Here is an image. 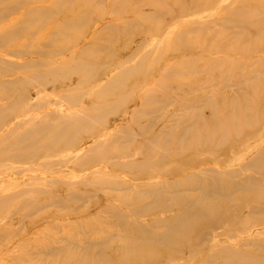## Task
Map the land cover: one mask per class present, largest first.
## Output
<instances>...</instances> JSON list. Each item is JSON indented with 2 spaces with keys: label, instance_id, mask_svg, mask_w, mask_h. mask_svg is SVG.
Listing matches in <instances>:
<instances>
[{
  "label": "bare ground",
  "instance_id": "6f19581e",
  "mask_svg": "<svg viewBox=\"0 0 264 264\" xmlns=\"http://www.w3.org/2000/svg\"><path fill=\"white\" fill-rule=\"evenodd\" d=\"M249 2L223 7V16L205 26L166 29V21H179L186 9H205L209 0H0V167L20 176L23 170L12 169L14 164L38 161L25 169L33 176L18 177L25 186L4 194L0 189V206L15 198L12 208L20 212L13 233L0 237L12 246L0 264L11 258L5 264H264V142L225 160L221 153L246 134L254 138L264 122L262 98H249L263 78L264 56L236 57L264 48V4ZM107 11L128 17L103 22ZM133 28L149 38H137L136 48L129 49L123 39ZM119 40L122 46L113 48ZM177 52L209 55L172 58ZM222 81L236 90L234 98L247 94L243 85L251 95L239 103L226 99L232 98L227 93L219 100L213 88ZM74 84L90 92L60 95L73 105L65 113L35 114L30 108L41 106L37 99L32 106L23 103L28 91L69 92ZM206 87L211 91H200ZM130 98L137 100L135 108H127ZM103 99L109 100L105 106L93 105ZM169 106L173 115L162 114ZM113 112L124 123L98 134L91 122L108 126ZM18 114L25 116L5 127ZM83 136H90L88 142L76 145ZM60 150L66 151V165L93 167L76 172L73 181L34 185L45 176L36 171L54 172L41 154ZM99 160L132 178H99ZM57 183L63 184L60 196L44 202L23 196L28 189L47 194ZM99 196L117 203L102 205L103 219L97 210L85 215L84 204H95ZM50 205L64 211L60 235L57 222L45 219L46 213L38 216ZM43 219L40 232L22 237V221ZM19 244L36 252H17ZM113 244L117 248L105 253Z\"/></svg>",
  "mask_w": 264,
  "mask_h": 264
},
{
  "label": "rangeland",
  "instance_id": "374dc122",
  "mask_svg": "<svg viewBox=\"0 0 264 264\" xmlns=\"http://www.w3.org/2000/svg\"><path fill=\"white\" fill-rule=\"evenodd\" d=\"M213 1V4H211ZM234 1V3H233ZM211 0V3H210V0H209V3H208V7L206 5L207 8L200 10L198 12H192L191 9H186L188 10V14H186V16H180V20L177 21V20H169L165 22V28L168 29V28H177V29H183V28H186V26H188V24H199V25H207L210 23V20H219L224 12L226 11H221V9L223 7H226L227 8H235L237 5H242L244 4V0H241L242 2H239L240 0ZM250 1V2H249ZM232 2V3H231ZM245 2H249V3H253V4H256L258 5L259 3H262L263 1L262 0H245ZM258 2V3H257ZM232 5H231V4ZM46 4V2H42V3H38V4H35L31 7H39V6H44ZM209 4H211L209 6ZM234 4V6H233ZM264 4V2L262 3ZM213 6V7H211ZM191 10V11H190ZM264 10V8H263ZM192 14H189L190 12ZM210 12V13H209ZM208 15V16H206ZM210 15V16H209ZM213 15V16H212ZM217 15V17H216ZM220 15V16H218ZM213 18H212V17ZM104 19L103 22H109V23H113L114 21H118L120 19H123L125 17H128V15L124 14L122 16H116V15H113L111 12L107 11L105 12L104 14ZM215 17V19H214ZM195 22V23H194ZM97 26V24H95L91 30H93L95 27ZM230 26V25H229ZM261 27L264 28V26L261 25ZM218 31H220L219 29H217ZM165 32V31H164ZM140 33L144 34V30L142 31L141 29H136V28H133L132 31H130V34L128 37H126V39H123V42H124V47H128L129 46V49H132V48H136L137 44L138 43H135L137 42V38H139L140 40H145L146 38L148 39L149 36H145L144 37H140ZM141 34V35H142ZM126 40V41H125ZM167 39H164L163 41H166ZM122 44H121V41L119 40L118 42H115V44H113V48H118V47H121ZM255 49V50H253ZM252 50L250 49V53L246 54L243 56V54L241 56H236L238 59L240 60H243V61H247V60H250L252 59L253 57H257V56H264V48H253ZM198 54V55H197ZM189 56V55H197V56H208L209 54L207 53H200V52H197V53H191V52H187V53H181V52H177V54H173L172 55V58H180V57H183V56ZM226 55V54H225ZM210 56H215L213 54H210ZM60 57V56H58ZM228 57V56H226ZM57 58V57H56ZM54 58V59H56ZM7 59H10L12 61H15V62H20L22 60L20 59H17V58H13V57H8ZM58 59V58H57ZM254 65H258L257 63L253 64V65H250V66H254ZM259 66V65H258ZM248 71H251V70H248ZM259 71H260V77H263L261 78L260 80V85L255 87V91L256 93L251 95V92L247 90V87L245 85H243L244 87V90L247 92V94L250 96L249 98L251 99H256V98H262V103L264 102V67H261L259 66ZM256 74V73H255ZM151 76V75H150ZM207 79H209L207 76H200L198 79H201L202 81H205ZM255 80V79H253ZM201 83V82H200ZM205 84L203 85H208V82H204ZM247 83V82H245ZM247 86H248V83H247ZM72 87V86H71ZM74 87V88H73ZM73 90L70 89L69 92H66L62 89H57V90H54V91H49V90H39V91H28L27 93V98H26V101H24L23 103L27 104V105H30V101L31 100H34V99H37L38 100V104L37 105H41L39 107H37L36 109L34 107L30 108L31 111H34L35 114H44L45 112L47 111H55L56 112H60V113H65L67 112L64 108H68V107H73V105L71 104L70 105V102L66 99V98H58L60 95H72V93L76 90H78L79 92H82L84 93L85 95L88 94L87 92H90L89 88L85 85H82V84H74L73 85ZM249 87V86H248ZM201 88V86H199V89ZM81 89V90H80ZM135 89V88H134ZM213 90L215 91L217 97L219 100H222L221 95H223L222 97L223 98H226V93L228 95V97H232V98H226V99H231L232 101H235L236 103H239V101H241V98L242 96L244 95H247L246 93L243 94L241 93L240 95H237L238 98H234L235 97V91L233 89L232 86H226V83L225 82H220L218 86H215L213 88ZM130 91H134L132 89H130ZM199 91V90H198ZM197 91V92H198ZM201 92H206V91H211V88H203L202 90H200ZM243 94V95H242ZM121 94L118 96L120 97ZM226 96V97H225ZM176 97V96H175ZM109 100L107 99H103L101 101H97V103H93V105H103L105 106L106 103L108 102ZM57 102H59L61 104V106H59L57 104ZM0 103H4L2 101H0ZM47 103V104H46ZM127 108H135L136 105H137V100L134 98H130L128 103H127ZM220 104V103H219ZM81 105H83V107H85L86 105H89V103H86V102H81ZM221 105V104H220ZM32 106V105H30ZM82 107V106H81ZM84 109L86 108H81V109H76V108H71L69 109V111L73 110V111H78V112H81L83 111ZM81 110V111H80ZM264 110V106L263 108L261 107L260 111L262 112ZM26 113H30L31 111L29 110H24ZM173 112H174V109L172 106H169L168 108H165L164 110H162V114H172L173 115ZM113 113H115V115H117V117H114L113 116ZM112 114L109 115V118L107 119V121H109V124L108 126H103V122H99V120H94L93 122H91V124L95 127V130L98 131V134L99 133H103L105 132L106 130H108V128L110 129V127H116L115 125L117 124H122L124 123L125 121V117L123 115H119L116 114V112H113ZM178 112L176 111L175 112V115L177 114ZM112 115V116H111ZM25 116V114H18L16 115L15 118H12L10 120H8V122H6V125L5 127H8V124L11 123V122H17V120L19 121L21 118H23ZM58 116V115H57ZM176 117V116H175ZM174 117V118H175ZM170 124H173L175 121H168ZM113 127L110 129L112 130ZM152 131H155L154 134H157L158 131H156L154 128L151 129ZM101 131V132H100ZM255 135H254V138L253 136H247V134L238 142H235V143H231L230 145H227L221 153H224L226 156L223 157L224 160L226 158H230L231 154L233 153V155L236 153V154H241V153H244V152H247L248 150H250V148L252 146H254V143H261V142H264V122H262V124L259 126L258 130L255 131ZM151 134V133H150ZM92 136V135H91ZM252 137V138H251ZM102 138V137H101ZM90 139V136H83L81 137L79 140H78V143L76 145H78L79 143H82V144H86L88 142V140ZM107 141V139L105 140V142ZM248 142H251L250 144H248ZM127 144V143H126ZM73 152L76 151V146H74V148L71 150ZM64 153H66V151H63V150H60L59 153H57L56 155H50V154H47L46 152L42 153L41 154V157L39 158L40 160L43 159V157L46 158V161H47V165L49 166L50 168V171L53 170L54 172L53 173H49V172H46L44 174V171L45 170H39V171H36L38 172L40 175L44 176L42 180L40 179H36L34 180L33 182L34 185H38V184H43V180L45 179H54V180H59V181H62V180H68V181H73L75 178L76 175L78 174H83L84 171H87L89 169H91L93 166H86V168H77V167H74L76 166L75 164H73L72 166H68L65 164V161L63 160L65 157H64ZM232 155V156H233ZM6 156V155H5ZM79 159V157L77 158ZM126 158H121L120 160H125ZM36 160V159H35ZM80 160V159H79ZM55 161H58V163H55ZM101 161V162H100ZM51 162V163H50ZM97 162L96 166L97 165H101L102 168L98 171H96L95 175L98 176L99 178H103V179H107V180H113V179H125V177L123 175H126L127 177H130L132 178L131 175H129L126 171H120L118 168L114 167L112 164H110L109 162H105V161H102V160H99V161H95ZM77 163V162H75ZM62 164V165H61ZM38 166V161H29V162H25V163H16V165L14 164V166H12V169H15V170H23L22 174L20 176H16L14 174L13 171H10L11 170V167L9 168V166H2L0 167V189L3 190V194L6 193V192H9V191H14V190H17L23 186H25V181H23L22 179L18 178V177H22L23 176H33V173L34 172H31V171H28L25 169H29V168H35ZM60 166V167H59ZM6 167V168H5ZM58 167V168H57ZM106 167V168H105ZM80 169H82L83 171H81ZM80 171V173L78 172ZM74 172V173H73ZM78 172V174L76 173ZM30 173V174H29ZM76 173V174H75ZM68 175H70L68 177ZM135 179H137L135 176L133 177ZM25 179V178H23ZM86 178H82V180H85ZM147 179V178H146ZM17 180V181H16ZM46 181V180H45ZM31 182V183H33ZM93 191H98L99 189L96 188V189H93L91 188ZM91 189H89V191H92ZM63 184H59L57 183V185L55 186H50L49 188L47 187V191L46 193L47 194H39V193H36V192H33L31 189H28L25 194L23 195L26 199H30V198H34L40 202H44L45 199L48 197V196H60L62 193H63ZM54 194V195H53ZM22 196V198H23ZM53 198V197H51ZM13 199L15 198H12V199H8L7 202L5 203L4 206H0V237H2V235L4 233H13V229L11 227H15L16 224L18 225L19 223L18 222H15V216L18 215L19 210L18 209H13L12 205L15 203V200L14 202H11L13 201ZM117 203L115 200L113 199H110V198H105L103 196H99L98 199L96 200V203L91 205L90 203H85V211H87L85 213V215H89L91 216V212H94L95 210H97V215H98V219H103L104 218V215L103 213L101 212L100 208L102 207L103 204H115ZM11 206V208L9 207ZM104 206V205H103ZM118 206V205H117ZM119 208H122L121 206ZM99 209V210H98ZM126 210V209H125ZM21 212H23V214L25 215L27 212V209L25 207L24 210H20ZM63 212L61 209L59 208H56L53 206H49L48 207V211H39L38 213V216L39 215H48L49 217L45 216L46 218L45 219H51V221H54V223H56V226H55V229H58L60 231H56V234L57 235H60L62 234V225L60 223H62L63 221V217H61L63 215ZM127 212V210H126ZM128 214V212H127ZM35 216V215H34ZM108 216V215H106ZM40 220L39 222L37 223H29L28 225L25 224L24 221H22L21 224L22 225V237L24 239L28 238L29 235L31 234H36L39 229H40V226L42 227V225H44V220ZM109 219H111V217H109ZM112 220V219H111ZM53 223V224H54ZM52 224V225H53ZM15 225V226H14ZM43 228V227H42ZM42 228L40 229V231L42 230ZM53 229V230H55ZM39 231V232H40ZM232 233H234L233 231H231ZM55 233V232H54ZM246 237L247 238H250L251 235L250 234H246ZM12 247L11 245H9L8 243L7 244H4L3 241H1V238H0V259L2 257H4L5 255H7L8 253V249ZM16 249L17 252H36L34 251V248H24V246L22 244H19V246L17 247H14ZM117 248V245H112L110 247V249L108 250H105L104 249V252L107 253V254H111L112 252V249H116ZM33 250V251H32ZM35 250H38L35 248ZM14 262V259H10L9 261L5 262L4 260L2 261L3 264L5 263H12ZM23 264H26L25 262H22Z\"/></svg>",
  "mask_w": 264,
  "mask_h": 264
}]
</instances>
